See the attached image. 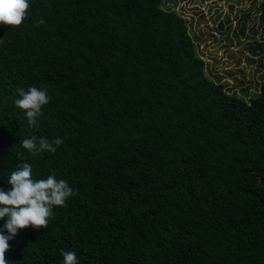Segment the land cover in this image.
Wrapping results in <instances>:
<instances>
[{
	"label": "trees",
	"instance_id": "obj_1",
	"mask_svg": "<svg viewBox=\"0 0 264 264\" xmlns=\"http://www.w3.org/2000/svg\"><path fill=\"white\" fill-rule=\"evenodd\" d=\"M165 1L30 0L0 25V187L21 140L60 137L26 162L74 192L8 264H264V81L246 99L211 79ZM30 86L51 97L36 127L14 103Z\"/></svg>",
	"mask_w": 264,
	"mask_h": 264
},
{
	"label": "rangeland",
	"instance_id": "obj_2",
	"mask_svg": "<svg viewBox=\"0 0 264 264\" xmlns=\"http://www.w3.org/2000/svg\"><path fill=\"white\" fill-rule=\"evenodd\" d=\"M262 0H166L164 7L181 14L207 75L246 99L264 81Z\"/></svg>",
	"mask_w": 264,
	"mask_h": 264
},
{
	"label": "clouds",
	"instance_id": "obj_3",
	"mask_svg": "<svg viewBox=\"0 0 264 264\" xmlns=\"http://www.w3.org/2000/svg\"><path fill=\"white\" fill-rule=\"evenodd\" d=\"M30 0H0V25H21L28 16ZM17 98L15 106L24 110L28 125L36 127L38 118L42 115L45 105L51 97L45 86H30L15 89ZM64 143L57 137L51 142L44 137L27 138L20 145L28 156L38 157L42 152L55 153L56 147ZM28 156L18 154L23 162L7 176L9 188L0 187V264H8L5 253L9 250V241L13 240L21 229L33 227L47 228L50 218L54 216L53 209L66 206L67 200L74 194L72 187L64 179H57L54 174L44 179H36L32 164L26 162ZM63 264H80L74 251L61 250Z\"/></svg>",
	"mask_w": 264,
	"mask_h": 264
}]
</instances>
